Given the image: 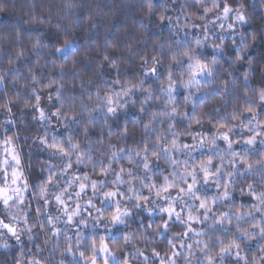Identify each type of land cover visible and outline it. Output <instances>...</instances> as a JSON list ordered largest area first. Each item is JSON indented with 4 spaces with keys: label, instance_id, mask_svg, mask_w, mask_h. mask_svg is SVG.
Returning a JSON list of instances; mask_svg holds the SVG:
<instances>
[{
    "label": "clouds",
    "instance_id": "clouds-1",
    "mask_svg": "<svg viewBox=\"0 0 264 264\" xmlns=\"http://www.w3.org/2000/svg\"><path fill=\"white\" fill-rule=\"evenodd\" d=\"M0 264H264V0H0Z\"/></svg>",
    "mask_w": 264,
    "mask_h": 264
}]
</instances>
